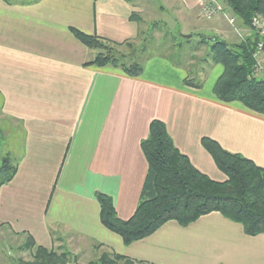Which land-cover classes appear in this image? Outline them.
<instances>
[{"label":"crops","instance_id":"0c3cea01","mask_svg":"<svg viewBox=\"0 0 264 264\" xmlns=\"http://www.w3.org/2000/svg\"><path fill=\"white\" fill-rule=\"evenodd\" d=\"M10 1L0 0V130L19 164L0 188V228L47 250L57 248L61 231L70 242L137 264H264V234L248 236L219 212L188 226L168 221L127 245L103 226L96 199L97 193L111 197L122 220L134 215L148 172L141 143L154 120L214 181L227 177L204 138L264 169V115L216 98L223 67L215 65L202 88H194L185 84L184 70L161 56L149 59L136 78L89 65L96 51L72 29L116 43L135 41L141 25L131 16L144 12L137 2ZM167 1L182 19L197 18L187 35L218 37L234 46L240 41L235 29L253 34L235 17L238 26L232 27L230 13L201 24L202 0ZM260 59L264 65V51Z\"/></svg>","mask_w":264,"mask_h":264},{"label":"trees","instance_id":"16d2710c","mask_svg":"<svg viewBox=\"0 0 264 264\" xmlns=\"http://www.w3.org/2000/svg\"><path fill=\"white\" fill-rule=\"evenodd\" d=\"M11 3L10 0H6ZM38 0H16L17 3L31 4ZM227 7L241 22L252 31L255 17L264 19V0H225ZM132 21L143 23L138 13H133ZM158 23H152L147 31L141 30L135 41L116 43L88 35L72 29L76 39L86 47L96 51L95 59L89 65L112 67L122 70L132 78L140 76L145 63L155 57L149 54V35L154 33ZM253 32V31H252ZM147 33V34H146ZM145 35H148L146 39ZM179 37V36H178ZM192 35L183 43L176 40V48L189 45L195 52L208 47L207 61L221 65L223 73L217 80L213 92L224 103L240 102L249 110L264 115V79L253 76L256 60L254 53L262 38L253 32L247 39L229 46L218 37L202 36L201 41L191 46ZM177 39V38H176ZM140 42L138 45L136 42ZM125 49L127 51H124ZM174 61L171 57H166ZM185 84L202 88L204 82L196 84L189 77ZM204 148L212 156L217 168L227 180L217 182L198 171L174 145L163 122L154 120L149 135L141 143L148 163V172L141 192L139 205L128 220L118 217L111 197L97 193L100 204L101 223L111 232L118 234L125 244L151 236L168 221H176L188 226L202 216L213 212L243 226L248 236L264 234V169L240 154L225 151L216 141L204 138ZM0 167V188L8 184L16 175L19 161L14 164L5 157ZM27 251H32L33 261L22 264H57L69 258L68 253L59 254V249L47 250L27 242ZM92 264H137L133 260L104 252ZM140 264V263H139ZM142 264V263H141Z\"/></svg>","mask_w":264,"mask_h":264},{"label":"rangeland","instance_id":"374dc122","mask_svg":"<svg viewBox=\"0 0 264 264\" xmlns=\"http://www.w3.org/2000/svg\"><path fill=\"white\" fill-rule=\"evenodd\" d=\"M134 1L137 2V4L144 10L143 14L140 15L143 21L141 24V30L147 31L152 23H158V27H156L154 33L149 35V38L146 39L148 35L144 36L146 41L149 42V50L148 53L143 57L145 58L149 54L161 56L163 58L171 57L174 59V61L169 58H166V60L172 66L184 70L187 74V77L192 79L194 83L199 85L202 82H205L213 67L215 66L206 59L208 47L203 46L201 49L193 52L189 50L191 49L189 45L179 49L176 48L175 45L176 40H179L180 44L184 42L185 38L182 37L188 36L185 33L190 31L192 26L198 24L197 18L193 16V18L182 19L179 13L174 8L170 7L167 0ZM220 4L223 6L225 13H230V15L228 14L229 18H237L227 7L225 0H220ZM161 7H164V10H161ZM201 9L202 6H199V14L202 13ZM204 19L206 21H202L201 24H207V21L211 20L208 18ZM231 26L237 27L238 24L235 22L234 25ZM237 30L239 31L240 35L245 37L244 39H247L246 37L248 35L246 33L240 30V28ZM202 34L211 35L207 32ZM193 35L194 37L192 38L191 46L194 47L201 41L202 36L197 34ZM239 40V42L242 41L241 38H239ZM136 43L140 45V42L137 41ZM122 50L123 52L127 51L125 49ZM260 63L264 69L261 59ZM13 147L14 146L8 147L7 144L4 143L2 131L0 130V167L3 164L2 162L5 157H8L12 164H14L17 160V155L12 151L9 152V150L13 149ZM27 242V240H19L15 237L11 238L8 233L3 230V228H0V262L2 264H22L33 261L32 255L34 254L32 251H27L25 249ZM73 243V241L70 242L69 240H66L61 231L56 235L57 248L55 249H59V254H69V258L67 257L64 263L58 262L57 264H92L99 259L101 254L104 253L103 251L96 253L95 250L89 249L86 246H82L78 242H75V245ZM81 250L88 251L86 253H81Z\"/></svg>","mask_w":264,"mask_h":264},{"label":"built area","instance_id":"2783aa9c","mask_svg":"<svg viewBox=\"0 0 264 264\" xmlns=\"http://www.w3.org/2000/svg\"><path fill=\"white\" fill-rule=\"evenodd\" d=\"M200 6H202L201 16L204 18L211 19L213 17H216L217 15H226L223 6L220 4V0H202ZM227 19L231 25H234V18L227 17ZM251 28L253 32L258 33V35L262 38V40L258 43L256 51L254 53V59L256 60V64L254 67L253 76L259 79H264V69L260 63V56L264 51V19L261 17L253 18ZM235 30L236 33L240 36L241 40L244 41L245 37L240 35L237 29Z\"/></svg>","mask_w":264,"mask_h":264},{"label":"water","instance_id":"95a60500","mask_svg":"<svg viewBox=\"0 0 264 264\" xmlns=\"http://www.w3.org/2000/svg\"><path fill=\"white\" fill-rule=\"evenodd\" d=\"M185 37H187V38H190V37H191V35H188V36H185Z\"/></svg>","mask_w":264,"mask_h":264}]
</instances>
